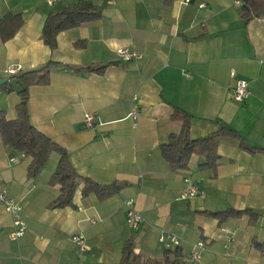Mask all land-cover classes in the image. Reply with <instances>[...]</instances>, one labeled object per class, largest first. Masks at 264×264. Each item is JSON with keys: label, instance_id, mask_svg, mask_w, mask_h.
I'll list each match as a JSON object with an SVG mask.
<instances>
[{"label": "crops", "instance_id": "obj_1", "mask_svg": "<svg viewBox=\"0 0 264 264\" xmlns=\"http://www.w3.org/2000/svg\"><path fill=\"white\" fill-rule=\"evenodd\" d=\"M79 1L98 7L100 18L59 32L50 49L42 40L44 20ZM8 12L19 13L23 26L0 42V79L9 81V65L29 72L52 62L48 84L29 88L31 124L66 151L79 176L121 188L99 200L92 193L82 197L79 183L72 206L47 209L60 189L49 185L59 156L51 154L29 178V160L14 155L16 161H9L0 139V192L21 207L26 225L22 237L10 240L12 218L0 202V264H117L129 238L142 259L264 264L253 246L264 241V154L250 155L222 138L215 144L214 172L202 168L197 155L172 171L159 151L169 134L180 131L175 109L190 116L191 139L225 127L264 147V20L243 22L237 0H0V18ZM117 49L140 57L122 62ZM231 72L247 82L245 102L232 100ZM11 88L0 92L7 120L16 118L19 102L18 87ZM85 114L92 116L89 128ZM186 178L199 194L181 200ZM128 200L141 218L135 230L126 222ZM227 209H250L260 218L219 222L205 214ZM76 234L84 236L83 251L69 240ZM160 235L179 244L165 249ZM199 241L207 248L194 261L190 253Z\"/></svg>", "mask_w": 264, "mask_h": 264}, {"label": "trees", "instance_id": "obj_2", "mask_svg": "<svg viewBox=\"0 0 264 264\" xmlns=\"http://www.w3.org/2000/svg\"><path fill=\"white\" fill-rule=\"evenodd\" d=\"M239 4V17L248 23L252 20H264V0H237ZM101 16L98 7L87 1H79L76 4L64 8L61 12L50 14L44 20L42 26L43 43L50 49L55 48L56 36L59 32L75 28L79 25L95 21ZM23 26V18L17 13H5L0 18V42L4 43L12 39ZM75 46H81L77 43ZM52 62H48L36 70L21 72L10 76L9 81L0 85V92H11L10 79H14L18 87L16 94L19 102L15 107L16 118L7 120L5 112L0 110V139L7 149L9 157L21 156L29 160L26 175L35 178L47 163L51 154L59 156L56 170L49 179V185L60 186L57 197L47 205V209H57L72 206V200L79 183L83 184L82 197L94 194L99 200H106L116 195L121 184L99 185L90 179L79 176L69 161L66 151L43 135L33 127L28 112V91L32 86H45L49 82V73ZM87 71H93L85 68ZM99 72L100 70H95ZM173 117L180 119L182 125L178 133L169 134L166 143L159 146V151L170 170L178 171L187 167L191 156L197 155L204 159L201 165L204 169L215 171L218 163V155L215 144L218 139L235 141L239 148L250 154H264V147L251 146L236 132L221 127L216 132L203 138L191 139L189 136L190 116L175 109ZM223 222L229 218L248 216L249 223H255L260 215L250 209H227L223 212L205 213ZM254 248L264 256V241H253ZM117 264H172L169 261H153L142 259L133 252V241L129 238L123 245L121 256Z\"/></svg>", "mask_w": 264, "mask_h": 264}, {"label": "built area", "instance_id": "obj_3", "mask_svg": "<svg viewBox=\"0 0 264 264\" xmlns=\"http://www.w3.org/2000/svg\"><path fill=\"white\" fill-rule=\"evenodd\" d=\"M60 0H46L48 5H53L54 3L58 2ZM188 0H186L187 2ZM238 4V2H237ZM116 55L118 59L122 62H129L135 59H139L140 55L136 51L127 50V49H117ZM23 71V67L21 65H9L5 73L8 76H13L18 73H21ZM230 77L234 79L233 87L231 88V95L232 100L237 103L245 102L249 95V89L247 82L234 78V72L230 73ZM129 117L133 120L137 118V111L136 108H132L129 114ZM83 125L86 128H89L92 126V116L90 114H85L83 118ZM9 161L14 162L16 161L15 157H10ZM184 187L182 192L179 195V199H189L197 196L199 194L198 189L196 186L192 183V181L188 178L183 180ZM0 202L3 205V208L6 213H8L12 218V231L9 235V239L12 241L18 240L22 235L24 234L26 230V225L21 218V207L15 203L12 199H9L6 197V195L3 192H0ZM125 206L128 208L126 212V222L127 226L130 229L135 230L139 223L141 222V218L137 211L134 210L132 206V202L130 200L126 201ZM80 251L85 250L84 245V236L83 234H76L72 235L69 239ZM159 243L165 248L170 249L176 245L179 244V241L176 237L170 236V235H160L158 238ZM207 248L206 244L199 241L197 242L191 250L190 253V259L197 261L201 258V253Z\"/></svg>", "mask_w": 264, "mask_h": 264}, {"label": "rangeland", "instance_id": "obj_4", "mask_svg": "<svg viewBox=\"0 0 264 264\" xmlns=\"http://www.w3.org/2000/svg\"><path fill=\"white\" fill-rule=\"evenodd\" d=\"M10 82H11V86H12V87H15V86H16V85H15V82H14V79L11 78V79H10Z\"/></svg>", "mask_w": 264, "mask_h": 264}, {"label": "water", "instance_id": "obj_5", "mask_svg": "<svg viewBox=\"0 0 264 264\" xmlns=\"http://www.w3.org/2000/svg\"><path fill=\"white\" fill-rule=\"evenodd\" d=\"M5 83H6V80L0 79V85L5 84Z\"/></svg>", "mask_w": 264, "mask_h": 264}]
</instances>
